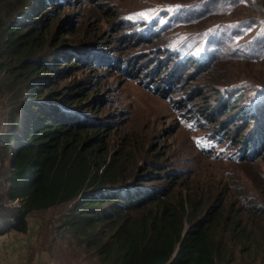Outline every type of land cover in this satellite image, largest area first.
<instances>
[{
	"label": "rangeland",
	"instance_id": "rangeland-1",
	"mask_svg": "<svg viewBox=\"0 0 264 264\" xmlns=\"http://www.w3.org/2000/svg\"><path fill=\"white\" fill-rule=\"evenodd\" d=\"M69 1L59 13L71 29L62 40L86 64L70 77L55 78L52 89L64 90L72 82L86 86L83 114L111 128L108 160L117 153L128 158L129 176L157 163L162 179L146 185L161 188L173 175L177 197H194L207 208L225 201L228 210H240L242 223L264 244V150L256 151L254 160L238 159L241 149L258 143L255 131L264 123L259 118L264 111V0ZM177 5L201 7L204 15L181 26L180 16L170 14L175 8H166ZM156 24L171 29L159 33ZM144 27H153L154 34ZM211 36L220 47L217 60L199 68L186 60L204 55ZM15 102L10 94L0 95V123ZM68 208L32 216L30 221L38 223L33 249L46 252L54 264H103L60 228ZM254 257L248 259L237 245L220 264H264L260 251Z\"/></svg>",
	"mask_w": 264,
	"mask_h": 264
},
{
	"label": "trees",
	"instance_id": "trees-1",
	"mask_svg": "<svg viewBox=\"0 0 264 264\" xmlns=\"http://www.w3.org/2000/svg\"><path fill=\"white\" fill-rule=\"evenodd\" d=\"M69 2H0V95L16 100L0 123V236L27 233L34 214L69 206L60 228L103 264H220L237 245L248 259L259 251L264 257V244L242 223L240 210H228L225 201L207 208L194 197H177L173 175L161 188L146 185L162 179L157 163L129 176L128 158L117 153L108 160L111 128L83 114L86 86L72 82L64 90L52 89L55 78L70 77L86 64L62 40L71 29L59 13ZM178 6L166 8H175L170 14L180 16L181 26L204 15L201 7ZM157 25L152 28L159 33L171 29ZM152 28L144 31L154 34ZM208 44L213 49L207 46L204 55L186 60L198 62V68L217 60L220 47L213 36ZM259 118L264 121V111ZM261 125L255 131L258 143L242 147L239 161L254 160L256 151L264 150Z\"/></svg>",
	"mask_w": 264,
	"mask_h": 264
},
{
	"label": "crops",
	"instance_id": "crops-1",
	"mask_svg": "<svg viewBox=\"0 0 264 264\" xmlns=\"http://www.w3.org/2000/svg\"><path fill=\"white\" fill-rule=\"evenodd\" d=\"M36 221H30L27 233L9 232L0 236V264H54L49 255L33 249L37 239Z\"/></svg>",
	"mask_w": 264,
	"mask_h": 264
},
{
	"label": "snow or ice",
	"instance_id": "snow-or-ice-1",
	"mask_svg": "<svg viewBox=\"0 0 264 264\" xmlns=\"http://www.w3.org/2000/svg\"><path fill=\"white\" fill-rule=\"evenodd\" d=\"M142 15H147V14H142Z\"/></svg>",
	"mask_w": 264,
	"mask_h": 264
}]
</instances>
